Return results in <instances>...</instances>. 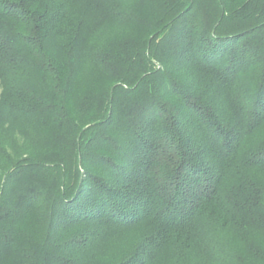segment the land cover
<instances>
[{"label": "trees", "instance_id": "obj_1", "mask_svg": "<svg viewBox=\"0 0 264 264\" xmlns=\"http://www.w3.org/2000/svg\"><path fill=\"white\" fill-rule=\"evenodd\" d=\"M0 264H264V0H0Z\"/></svg>", "mask_w": 264, "mask_h": 264}]
</instances>
